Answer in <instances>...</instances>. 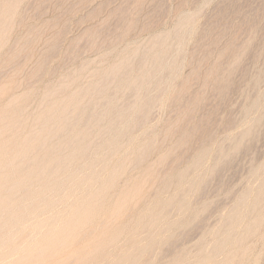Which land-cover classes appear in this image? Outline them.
<instances>
[{
    "label": "rangeland",
    "instance_id": "rangeland-1",
    "mask_svg": "<svg viewBox=\"0 0 264 264\" xmlns=\"http://www.w3.org/2000/svg\"><path fill=\"white\" fill-rule=\"evenodd\" d=\"M0 27V264H264V0H0Z\"/></svg>",
    "mask_w": 264,
    "mask_h": 264
},
{
    "label": "bare ground",
    "instance_id": "bare-ground-1",
    "mask_svg": "<svg viewBox=\"0 0 264 264\" xmlns=\"http://www.w3.org/2000/svg\"><path fill=\"white\" fill-rule=\"evenodd\" d=\"M0 28H1V27H0ZM2 115H3V114H2ZM3 118H4V117H3ZM0 120H1V119H0ZM6 121H7V120H6ZM5 126H6V125H5ZM6 128H7V127H6ZM6 128H5V129H6ZM1 129H2V127H1ZM3 129H4V128H3ZM26 139H27V138H26ZM25 142H26V141H25ZM25 144H26V143H25ZM25 144H24V146H25ZM34 152H35V151H34ZM55 162H56V161H55ZM31 163H32V162H31ZM31 163H30V164H31ZM7 165H8V164H7ZM19 166H20V165H19ZM31 166H32V165H31ZM42 166H44V165H42ZM52 166H53V165H52ZM7 167H8V166H7ZM7 167H6V168H7ZM9 167H10V166H9ZM63 167H64V166H63ZM63 167H61V168H63ZM52 168H53V167H52ZM78 168H79V167H78ZM8 169H9V168H8ZM31 169H32V168H31ZM19 170H20V169H19ZM23 171H25V170H23ZM50 171H51V170H50ZM28 172H29V171H28ZM49 173H50V172H49ZM8 175H9V174H8ZM11 175H12V174H11ZM46 175H47V174H46ZM21 177H22V176H21ZM23 177H24V176H23ZM26 177H27V176H26ZM29 177H30V176H29ZM31 177H32V176H31ZM46 177H47V176H46ZM10 178H11V176H10ZM43 178H45V177L43 176ZM3 179H5V178H3ZM18 179H19V178H18ZM47 179H48V178H47ZM12 180H13V179H12ZM20 180H21V179H20ZM8 182H9V181H8ZM4 183H5V182H4ZM19 183H20V182H19ZM41 183H42V181H41ZM46 183H47V182H46ZM46 183H45V184H46ZM2 184H3V183H2ZM10 185H11V184H10ZM25 185H26V184H25ZM40 185H41V184H40ZM43 185H44V184H43ZM44 186H45V185H44ZM55 186H57V185H55ZM14 187H15V186H14ZM66 188H67V187H66ZM10 189H11V188H10ZM88 190H89V189H88ZM8 191H9V190H7V192H8ZM1 192H2V191H1ZM7 192H6V193H7ZM11 192H12V191H11ZM11 192H10V193H11ZM14 192H15V191H14ZM2 194H3V192H2ZM16 194H17V192H16ZM5 195H6V194H5ZM7 195H9V192L7 193ZM13 195H14V194H13ZM1 196H2V195H1ZM11 196H12V195H11ZM6 197H7V196H6ZM8 197H9V196H8ZM75 197H76V196H75ZM1 198H2V197H1ZM5 199H7V198H5ZM10 199H11V198H10ZM2 200H3V199H2ZM2 202H3V201H2ZM3 203H4V202H3ZM1 204H2V203H1ZM83 204H84V203H83ZM4 205H5V203H4ZM67 206H68V205H67ZM61 207H62V206H61ZM33 208H34V207H33ZM63 215H64V214H63ZM118 215H119V214H118ZM69 216H70V215H69ZM10 217H11V216H10ZM12 218H13V217H12ZM12 218H11V219H12ZM11 219H10V220H11ZM51 219H52V218H51ZM4 220H5V219H4ZM12 221H13V219H12ZM12 223H13V222H12ZM6 224H8V223L6 222ZM4 225H5V223H4ZM6 226H7V225H6ZM57 229H58V228H57ZM161 229H162V227H161ZM55 230H56V229H55ZM33 231H34V230H33ZM36 253H37V252H36ZM130 255H131V254H130ZM128 260H130V259H128ZM142 260H143V259H142ZM32 261H33V260H32ZM29 264H30V263H29Z\"/></svg>",
    "mask_w": 264,
    "mask_h": 264
}]
</instances>
